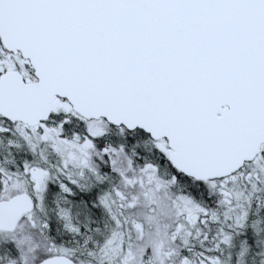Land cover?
Returning <instances> with one entry per match:
<instances>
[{
    "label": "snow or ice",
    "instance_id": "1",
    "mask_svg": "<svg viewBox=\"0 0 264 264\" xmlns=\"http://www.w3.org/2000/svg\"><path fill=\"white\" fill-rule=\"evenodd\" d=\"M0 264H264V0H0Z\"/></svg>",
    "mask_w": 264,
    "mask_h": 264
}]
</instances>
